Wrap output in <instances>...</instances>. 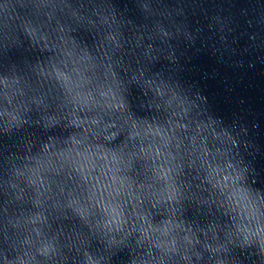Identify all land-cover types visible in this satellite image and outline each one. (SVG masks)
I'll return each mask as SVG.
<instances>
[{
    "label": "water",
    "instance_id": "1",
    "mask_svg": "<svg viewBox=\"0 0 264 264\" xmlns=\"http://www.w3.org/2000/svg\"><path fill=\"white\" fill-rule=\"evenodd\" d=\"M264 0H0V264H260Z\"/></svg>",
    "mask_w": 264,
    "mask_h": 264
},
{
    "label": "clouds",
    "instance_id": "2",
    "mask_svg": "<svg viewBox=\"0 0 264 264\" xmlns=\"http://www.w3.org/2000/svg\"><path fill=\"white\" fill-rule=\"evenodd\" d=\"M262 251H264V244H262ZM255 258L260 261V264H264V256L257 254Z\"/></svg>",
    "mask_w": 264,
    "mask_h": 264
}]
</instances>
